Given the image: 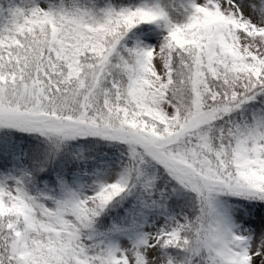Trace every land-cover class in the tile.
I'll list each match as a JSON object with an SVG mask.
<instances>
[{
	"label": "snow or ice",
	"instance_id": "snow-or-ice-1",
	"mask_svg": "<svg viewBox=\"0 0 264 264\" xmlns=\"http://www.w3.org/2000/svg\"><path fill=\"white\" fill-rule=\"evenodd\" d=\"M0 264H264V0H0Z\"/></svg>",
	"mask_w": 264,
	"mask_h": 264
}]
</instances>
